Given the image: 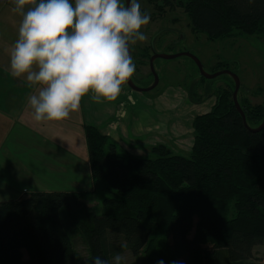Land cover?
<instances>
[{
	"label": "trees",
	"instance_id": "trees-1",
	"mask_svg": "<svg viewBox=\"0 0 264 264\" xmlns=\"http://www.w3.org/2000/svg\"><path fill=\"white\" fill-rule=\"evenodd\" d=\"M149 1L184 8L192 31L210 40H264V0ZM222 70H229L227 63L213 73ZM222 77L230 84L217 92L207 114L194 118L189 157L164 145L153 148L150 158L136 157L96 126H86L95 190L0 202V264H78L73 232L83 236L90 264L95 256L111 259L126 250L142 258L135 264H253L254 249L264 246V130L252 133L244 126L233 101L235 82ZM198 80L210 95L212 80L200 74ZM195 82L186 88L190 101L209 99H195ZM242 91L241 85L238 96ZM238 103L249 127L262 125L263 105L242 97ZM101 187L98 215L84 197Z\"/></svg>",
	"mask_w": 264,
	"mask_h": 264
},
{
	"label": "rangeland",
	"instance_id": "rangeland-1",
	"mask_svg": "<svg viewBox=\"0 0 264 264\" xmlns=\"http://www.w3.org/2000/svg\"><path fill=\"white\" fill-rule=\"evenodd\" d=\"M139 3L141 11L150 14V22L142 29L148 39L144 42H137L131 47L133 49L132 58L136 65V71L131 80L137 87L144 89L154 84V76L149 64L150 58L153 56L150 46L153 44L155 36L162 32L154 41L155 50L159 54L174 55L186 51L197 56L203 63L205 72L210 74H213L214 69L220 64L227 63L229 70L238 75L241 81L243 91L238 97L248 98L252 106L263 105V38L251 36V38H254L251 39L234 36L232 38L210 40L207 36L192 31L184 8H165L162 7L161 3L155 4L149 0H139ZM11 8L12 5L9 0H0V73L2 76H0V95L4 99L0 103V107L3 108H10L23 102L26 103L31 95L28 93L25 96L21 95L19 92L21 87L10 74L9 53L17 39L18 26L22 19V17L13 13ZM154 69L160 76V80L152 91L140 93L132 90L127 82L122 85L121 92L129 93L137 98L136 101L135 98L130 99V102L134 105L135 110L138 109L139 122L136 126L144 129L145 132L143 134L144 140L137 139L131 133L133 127L129 124V127L124 128L125 138L120 141L127 143L130 146L129 151L138 157L150 158L152 149L160 145H164L175 155L189 157L194 144L192 128L194 118L210 111L215 104L217 92L230 84L229 80L222 77L209 82L208 86L211 93L207 96L206 90L202 87L207 83H202L200 80L194 81L198 78L200 72L190 58L182 56L168 61L157 59ZM8 77L11 78L8 79ZM191 82H195L193 87H196L197 90L196 100L202 101L204 97L209 99L201 103H192L186 91ZM30 88L33 91V86ZM260 90L262 95H258ZM134 109H131V117L136 113ZM19 119H22V117ZM25 120L30 122L31 119L25 118ZM13 123L14 120L8 123L9 128L13 126ZM115 142L128 151L122 145L124 143L121 144L116 140ZM50 147H53L54 150V153L52 150L49 156L50 172L47 175L41 174L39 177H34V182L27 186V189L31 191L29 196L33 192H66L90 188L92 180L91 176L89 177L90 174H88L89 166L86 168L82 162L79 165H71L72 159L70 157L73 155H70L67 149H64L65 145L63 144L52 146L50 142ZM61 167L76 170V173L71 174L68 171L64 175L61 173ZM56 168H58L57 173L54 171ZM88 177L89 180L85 182ZM35 180L41 183V186L35 187ZM18 183H14L15 191ZM82 186L84 188H80ZM104 195V188L101 187L96 193L86 195L84 201L89 208L96 209V214L100 215ZM36 216L37 213L32 214V221H35ZM73 241L78 264H90V253L83 236L80 233L73 232ZM261 253H263V250L258 251L257 254L261 255ZM121 255L124 257L125 264H135L142 260L141 257H133L127 250ZM253 264L260 263L254 261Z\"/></svg>",
	"mask_w": 264,
	"mask_h": 264
},
{
	"label": "clouds",
	"instance_id": "clouds-1",
	"mask_svg": "<svg viewBox=\"0 0 264 264\" xmlns=\"http://www.w3.org/2000/svg\"><path fill=\"white\" fill-rule=\"evenodd\" d=\"M22 17L11 47L10 74L39 86L28 97L35 122L63 121L83 97L112 101L133 76L132 45L148 39L142 31L150 14L139 0H9ZM91 264H125L92 258ZM157 264H164L161 259ZM172 264H181L173 261Z\"/></svg>",
	"mask_w": 264,
	"mask_h": 264
},
{
	"label": "crops",
	"instance_id": "crops-1",
	"mask_svg": "<svg viewBox=\"0 0 264 264\" xmlns=\"http://www.w3.org/2000/svg\"><path fill=\"white\" fill-rule=\"evenodd\" d=\"M11 77L15 78L12 75ZM11 77H8V79ZM16 81L21 87L19 90L21 95L25 96L27 93L33 95L38 92L39 86H33V91L32 88L29 89L25 77L15 78ZM132 98H135V101L137 100L136 96L120 92L117 98L112 101L96 103L91 101L88 96H85L81 100L79 110L71 113L69 118L59 122H35L32 118V110L28 101L10 108L0 107V202L28 197L31 191L27 189V186L34 182V177H39L41 174L47 175L50 172L49 156L53 150V147H50V142L52 146L65 145L64 149H67L70 155H73L70 157L72 159L71 165H79L82 162L86 168L89 166L88 174H90L89 177L91 176L92 180L91 187L66 192L94 191V181L91 175L85 139V127L94 125L104 135L122 144L124 142L120 140L125 138L124 128L129 127L130 124L133 127V132L131 133L137 139L144 140L143 134L145 130L136 126L137 122H139V114L138 109L135 110L133 108L134 105L130 102ZM3 101L4 99L0 95V103ZM131 109L136 111L132 117ZM21 117L22 119L18 120ZM129 117L133 120L132 123L128 119ZM25 118L31 119L30 122L26 121ZM12 120H14L13 126L9 128L8 123ZM122 145L125 146L124 148L130 149L127 143ZM130 153L133 154L132 152ZM133 155L136 156V154ZM61 170L64 175L68 171L71 174L76 173V170L64 169L63 167H61ZM54 171L57 173L58 168L54 169ZM89 177L85 182L89 180ZM16 182L19 183L15 191L14 183ZM34 186L39 187L41 183L35 180ZM261 250H263V253L261 255L257 254ZM253 255L254 261L264 264L263 245L256 247Z\"/></svg>",
	"mask_w": 264,
	"mask_h": 264
},
{
	"label": "water",
	"instance_id": "water-1",
	"mask_svg": "<svg viewBox=\"0 0 264 264\" xmlns=\"http://www.w3.org/2000/svg\"><path fill=\"white\" fill-rule=\"evenodd\" d=\"M159 34H157L155 36V38L153 40V44H154V41H155L156 37ZM153 44H152V46H153ZM152 49H153V47H152ZM130 55L132 56V48L130 49ZM182 56L190 58L196 64V66H197V68H198V70L200 72V76L204 77L207 80H214V79H216V78H218V77H220L222 75L230 76L235 82V90H234V93H233V101H234V104H235L238 112L242 116L244 126L252 133H259V132L264 130V120H263L262 125L259 126L258 128H255V129L249 127V125L247 123L245 114H244L243 110L241 109V107H240V105L238 103V93H239V90L241 88V81H240L238 75H236L234 72H232L230 70H222V71H219V72H216V73H213V74L207 73L204 70L203 63L201 62V60L197 56L192 55V54H190V53H188L186 51L178 53V54H174V55H166V54H159L155 49H153V56L150 58V63H149L151 72H152V74L154 76V84H153V86H151L149 88H144V89L143 88H139L132 82L131 78H129V80L127 81L129 87L132 90L140 92V93H148V92L152 91L158 85L159 80H160V77L158 76V74L156 73V71L154 69L155 61L157 59H163V60H167V61L168 60H174V59H177V58L182 57ZM263 109H264V104H263Z\"/></svg>",
	"mask_w": 264,
	"mask_h": 264
},
{
	"label": "flooded vegetation",
	"instance_id": "flooded-vegetation-1",
	"mask_svg": "<svg viewBox=\"0 0 264 264\" xmlns=\"http://www.w3.org/2000/svg\"><path fill=\"white\" fill-rule=\"evenodd\" d=\"M185 52V51H184Z\"/></svg>",
	"mask_w": 264,
	"mask_h": 264
}]
</instances>
